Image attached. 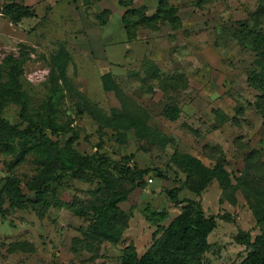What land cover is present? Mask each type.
<instances>
[{
    "label": "rangeland",
    "instance_id": "374dc122",
    "mask_svg": "<svg viewBox=\"0 0 264 264\" xmlns=\"http://www.w3.org/2000/svg\"><path fill=\"white\" fill-rule=\"evenodd\" d=\"M11 3L35 16L13 22ZM168 4L176 25L139 29L130 42L118 0H0V190L12 180L24 195L3 196L0 264H120L130 246L159 256L185 201L217 222L192 264H240L246 237L264 245V118L247 82L264 0ZM157 5L133 0L148 16ZM121 118L150 131L124 130ZM182 155L228 179L196 193ZM37 180L42 196L25 189ZM123 196L99 223L95 213Z\"/></svg>",
    "mask_w": 264,
    "mask_h": 264
},
{
    "label": "trees",
    "instance_id": "16d2710c",
    "mask_svg": "<svg viewBox=\"0 0 264 264\" xmlns=\"http://www.w3.org/2000/svg\"><path fill=\"white\" fill-rule=\"evenodd\" d=\"M92 1L100 2L101 0ZM118 5L125 10L121 22L126 37L130 42L136 40V33L139 29H149L159 22H168L175 26L178 21L174 9L168 4V0H158L157 9L151 16L146 14L144 7L134 8L133 0H118ZM5 11L15 23L35 16V13L29 8L17 3L7 5ZM253 43L255 46L254 50L257 53L255 59L257 69L248 77L247 82L258 93L255 108L264 118V34L262 31L254 34ZM104 81L105 91H112L113 88H111L109 77L105 76ZM117 122L124 130H133L138 136L150 131L131 118H121ZM31 129L32 127H29L25 131H13V133L15 135L26 134ZM56 130L57 127L51 128L52 133H55ZM179 168L186 173L189 182L192 176L195 175V178L199 179L198 188L195 189L196 193H201L213 180L223 181L228 179V173L223 168L215 166L213 169H206L199 160L187 155L181 156ZM44 182L46 181L29 182L25 185V189L29 192H34L37 196H42L41 186L44 185ZM167 194L174 203H180L177 198V189L170 190ZM3 196L9 197L13 201H21L24 198L20 185L12 180L7 181L0 190V207ZM125 201V196L111 199L104 208L95 213L98 222L103 223L109 215L119 212L117 205ZM185 202L187 205L183 207L182 212L163 230L165 243L169 245L167 249L158 250L159 256H155L150 251L139 256L134 247L130 246L123 251L120 264H192L190 257L194 251H197L198 254L208 251L210 244L207 242V238L216 229L217 222L215 218L205 216L200 204L194 201ZM262 213L264 220V206L262 207ZM153 215L162 217L164 213H155ZM245 244L251 250L240 264H264V245L262 242L257 240L252 245L246 237ZM196 261L197 264H200L198 258Z\"/></svg>",
    "mask_w": 264,
    "mask_h": 264
}]
</instances>
